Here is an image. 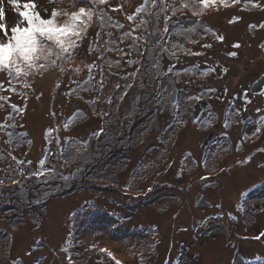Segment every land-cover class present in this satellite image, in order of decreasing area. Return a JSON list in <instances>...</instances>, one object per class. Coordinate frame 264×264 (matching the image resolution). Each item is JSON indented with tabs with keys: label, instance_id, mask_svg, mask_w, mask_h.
<instances>
[{
	"label": "rangeland",
	"instance_id": "1",
	"mask_svg": "<svg viewBox=\"0 0 264 264\" xmlns=\"http://www.w3.org/2000/svg\"><path fill=\"white\" fill-rule=\"evenodd\" d=\"M25 2L93 17L55 66L0 70V198L32 185L0 204L7 261L264 264V0H0L9 32Z\"/></svg>",
	"mask_w": 264,
	"mask_h": 264
},
{
	"label": "snow or ice",
	"instance_id": "2",
	"mask_svg": "<svg viewBox=\"0 0 264 264\" xmlns=\"http://www.w3.org/2000/svg\"><path fill=\"white\" fill-rule=\"evenodd\" d=\"M94 2L103 4L105 0H94ZM216 2L217 0H199L200 12H203L209 4ZM224 2L225 0H220V3ZM10 3L15 6L17 0H10ZM182 7L187 8L189 4H184ZM191 7L197 8L195 0ZM34 8L35 5L32 2L23 4L24 10L19 12V16L22 18L24 26L21 27L19 24L13 26L10 29V35L6 25L0 23V34L3 35V40H0V70H6L9 78H12L14 74L18 77L21 74L27 76L33 71H42L70 56L72 50L78 46V41L82 38L93 17L92 10L81 7L77 11L64 13L61 22L58 20L61 14L56 9H53L49 18L44 19L34 11ZM194 14L198 13L194 11ZM3 17V9L0 8V19ZM220 39L223 38L220 37ZM234 47L238 48L239 45H234ZM229 55L235 56L236 53L232 52ZM89 67L91 70V66ZM40 163L43 164V161ZM42 174L37 173L36 175ZM13 183H17V181H13ZM117 264L120 262L117 261Z\"/></svg>",
	"mask_w": 264,
	"mask_h": 264
},
{
	"label": "trees",
	"instance_id": "3",
	"mask_svg": "<svg viewBox=\"0 0 264 264\" xmlns=\"http://www.w3.org/2000/svg\"><path fill=\"white\" fill-rule=\"evenodd\" d=\"M145 2H147V0L145 1ZM99 4V3H98ZM143 9V8H142ZM141 9V10H142ZM103 10V9H102ZM106 11H107V13H106ZM106 11H104L103 10V12L105 13V14H109L108 13V10L106 9ZM136 14V13H135ZM102 20H103V23H105L106 24V27H112V26H118L119 25V29H122V27H121V23H117L116 22V20H112L111 18H110V16L108 15V16H106L105 15V17L103 16V18H102ZM99 23H102L101 22V19H100V22ZM98 29H100V26H98ZM108 43H111V42H108ZM90 47V46H89ZM88 47V48H89ZM91 49V48H90ZM22 185H19V186H16L17 185V183H15L13 186L15 187H13V189L12 190H9V189H7V188H5V190L6 191H12L11 192V194H9V193H7V192H4V193H6V197H1L0 198V204L1 205H8L7 204V202H8V200L7 199H9L10 197H14V196H16L17 194H19V193H21V191H23V190H25L26 191V193H21V194H23L24 196H26V197H28V195H29V193H31L32 192V185H30V184H28V186H23V183H21ZM52 184V183H51ZM53 185V184H52ZM51 186V185H50ZM0 193H3L2 191L0 192ZM31 196V195H30ZM30 196H29V199H30ZM12 201V200H11ZM26 202V201H25ZM10 204H11V202H10ZM5 233H6V231H4L2 228L0 229V237L2 236V235H5ZM0 243L2 244V245H4V246H1L0 248H1V251H0V254H5L6 255V258H0V260L1 261H3L4 263H6V264H10V262H8L7 260H8V253H7V251H6V249H7V247H8V243L9 242H5V240L3 239V238H0ZM182 255H185L186 254V252H184V253H181ZM183 261H185L186 260V257H185V259H182Z\"/></svg>",
	"mask_w": 264,
	"mask_h": 264
},
{
	"label": "water",
	"instance_id": "4",
	"mask_svg": "<svg viewBox=\"0 0 264 264\" xmlns=\"http://www.w3.org/2000/svg\"><path fill=\"white\" fill-rule=\"evenodd\" d=\"M176 101V91H173L170 98H169V102L170 104H174ZM76 104V103H75ZM206 107H201L199 105H195L193 107V112H192V122H195L196 119L198 118V116L200 115V113L205 109Z\"/></svg>",
	"mask_w": 264,
	"mask_h": 264
},
{
	"label": "flooded vegetation",
	"instance_id": "5",
	"mask_svg": "<svg viewBox=\"0 0 264 264\" xmlns=\"http://www.w3.org/2000/svg\"><path fill=\"white\" fill-rule=\"evenodd\" d=\"M210 110H211V108H210V109L208 108V110L202 112L199 118L201 119V118L204 116V114H206V113L209 112Z\"/></svg>",
	"mask_w": 264,
	"mask_h": 264
}]
</instances>
